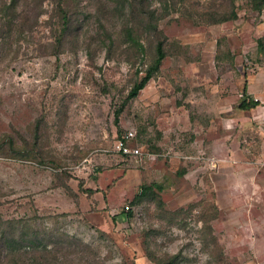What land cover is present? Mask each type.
Instances as JSON below:
<instances>
[{"label":"rangeland","instance_id":"obj_1","mask_svg":"<svg viewBox=\"0 0 264 264\" xmlns=\"http://www.w3.org/2000/svg\"><path fill=\"white\" fill-rule=\"evenodd\" d=\"M38 1H21L14 26L0 14L4 219L39 216L106 264H156L146 250L206 264L212 227L232 264H264V10L234 0L237 19L213 24L233 0H150L162 35L144 34L139 56L126 0H63L66 32L59 0ZM159 37L160 71L117 117ZM245 87L260 106L239 109ZM129 131L143 157L117 151ZM104 197L110 232L97 227Z\"/></svg>","mask_w":264,"mask_h":264},{"label":"trees","instance_id":"obj_2","mask_svg":"<svg viewBox=\"0 0 264 264\" xmlns=\"http://www.w3.org/2000/svg\"><path fill=\"white\" fill-rule=\"evenodd\" d=\"M22 0H12L4 3L0 8L3 19H7L10 26H14L22 14L19 8ZM24 0V5L30 4ZM39 2L38 0H35ZM252 8L258 12L264 10V0H249ZM124 3V2H123ZM63 0H59L58 8L65 24V30L70 29L71 17L66 11ZM37 7V6H35ZM233 0V10L229 14L210 12L213 24L225 23L236 20L238 17ZM161 17L151 8L150 0H126V44L135 54L144 56L147 47L143 42V35H162L159 29ZM166 38H158L154 46V56L148 67L138 74V79L130 89L123 106L117 110L119 117L123 108L132 100L136 99L140 92L147 86L158 72L167 57ZM259 50L264 49V37L258 40ZM142 73V74H141ZM257 99L247 97V87L244 88V98L239 104V109L250 110L260 106ZM11 147L14 143L11 141ZM148 189L145 187L136 200L143 198ZM127 216H132V211L127 212ZM208 222V220H207ZM207 233L211 235L208 240L206 250H209L212 259L206 264H232L225 256L224 248L219 244L212 227H208ZM147 256L156 264H183L184 253L182 250L175 254L166 253L162 257H157L150 250H146ZM0 264H106L100 254L90 245L72 237L70 234H62L58 229L48 228L41 217L4 219L0 214Z\"/></svg>","mask_w":264,"mask_h":264},{"label":"built area","instance_id":"obj_3","mask_svg":"<svg viewBox=\"0 0 264 264\" xmlns=\"http://www.w3.org/2000/svg\"><path fill=\"white\" fill-rule=\"evenodd\" d=\"M136 138V133L134 131H129L126 135H124L121 139H119L116 143V149L119 153L125 156H134V157H143L144 152L139 145L130 146L129 141ZM155 155H151V153L147 152L146 157H154ZM127 210L129 207H126Z\"/></svg>","mask_w":264,"mask_h":264},{"label":"crops","instance_id":"obj_4","mask_svg":"<svg viewBox=\"0 0 264 264\" xmlns=\"http://www.w3.org/2000/svg\"><path fill=\"white\" fill-rule=\"evenodd\" d=\"M94 193V196H93V200H96L97 201V196L99 197L100 193L103 192V191H98V189H91L90 193ZM89 193V192H88ZM102 194V193H101ZM102 195H105V194H102ZM85 197L88 196V194H84ZM78 198V196H77ZM84 200V198H82ZM81 198L77 199L76 202H78L79 200H82ZM82 200V201H83ZM87 200V199H86ZM104 202H103V208H104V211L102 212V220L101 222L97 225L98 228L104 230V231H108L110 232L107 228H109L110 226H115L116 223H118V220L116 218V222H115V219H114V215H112L113 212H111V210L108 209V205L112 208V204H109L108 203V200L107 198H103ZM98 202V201H97ZM124 216H126V214L122 215V217L124 218Z\"/></svg>","mask_w":264,"mask_h":264}]
</instances>
